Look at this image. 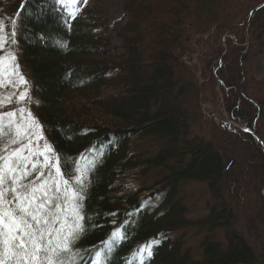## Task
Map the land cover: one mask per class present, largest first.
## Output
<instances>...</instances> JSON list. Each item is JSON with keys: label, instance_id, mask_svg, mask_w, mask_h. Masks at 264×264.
<instances>
[{"label": "trees", "instance_id": "16d2710c", "mask_svg": "<svg viewBox=\"0 0 264 264\" xmlns=\"http://www.w3.org/2000/svg\"><path fill=\"white\" fill-rule=\"evenodd\" d=\"M93 1L97 2L85 0L79 11L68 15L60 9L59 0H0V23L7 36V46L0 47V56L10 50L29 84L25 100L10 101L0 107V112L19 107L29 112L56 151L65 176L80 174L81 161L91 159L80 176L83 185L77 186L79 229L75 225L65 229L63 235H68L69 229L75 234L57 264L264 263V256L256 259L253 244L238 228L243 223L248 234L251 225L255 229L263 226L256 217L238 214L239 194L230 185L241 182L232 173L229 175L224 154L193 130V106L184 100L174 105V99L187 90L192 92L195 88L200 92L197 83L175 67L184 64L190 53L177 50V40L183 41L187 29L199 31L201 37L215 35V42L227 34L226 42L234 44L229 49L233 62L241 59L237 49L245 50L243 43L247 39L243 34L225 31L222 26L214 30L226 19L221 15L223 4H217L215 11L212 7L203 9L213 18L195 10L190 20L193 6L184 10L189 0H158L163 3L164 12L157 20L150 15L149 6L141 7L144 11L137 10L140 0H123L125 19L109 23L122 40L118 51L89 13ZM229 1L233 8L226 24L238 23L244 32L249 13L264 0L254 7L249 6V0L242 4ZM262 9L264 6L260 13ZM237 11L246 13L244 20L235 22L233 13ZM103 23L109 25L107 19ZM251 24L252 21L248 27ZM145 44H150L158 55L161 51L174 55L169 61L161 57L159 68L140 84L135 63ZM215 52L223 55L220 43ZM215 62L210 71L213 83L225 95L227 117L246 129L229 128L224 132L241 138L246 135L249 148L255 146L259 151L251 159L264 162V152L254 135L263 145L264 138L252 127L259 108L254 104L251 109L244 108L248 97L242 94V99L240 93L245 88L239 90L233 85L234 75L229 68L223 77L226 64L220 56ZM105 87L120 89V93L104 94ZM208 121L214 125L211 119ZM145 141H152V150L140 146ZM1 143L0 139V146ZM150 175L151 185L123 192L122 180ZM187 182L204 183L209 190L206 213L193 220L187 218L189 208L180 196V188ZM263 187L264 183L257 190V199L264 215ZM142 191L151 192L140 196ZM157 197L154 207H142L143 200ZM55 224L54 221V227H58ZM182 228H196L201 234L198 259L181 236H171Z\"/></svg>", "mask_w": 264, "mask_h": 264}, {"label": "rangeland", "instance_id": "374dc122", "mask_svg": "<svg viewBox=\"0 0 264 264\" xmlns=\"http://www.w3.org/2000/svg\"><path fill=\"white\" fill-rule=\"evenodd\" d=\"M59 1L61 3L59 4L60 9L66 12L68 15H72L76 11H79L85 2V0ZM228 1L195 0L194 4H192L191 0H189V3L187 2V6L184 8V10L186 11L188 6H193L194 10L190 11V14L187 12V14H189V16L187 15L188 19L190 20L193 19L192 14H196V12H193L195 10H200V15H205V17L210 16L208 18L210 19L212 15H208V13L203 11V9L212 7V10L215 11L217 4H223L224 9L222 10L221 15L226 16V19L219 27H212L215 31L222 26L225 31H233V33L243 34L244 37L247 38V41H244L243 46H246L247 48L242 50L240 47H237V54H240L241 59H236V62H233V54L229 51V49H231L234 44L232 45L228 44L229 42H226L227 40H225V38L228 37L227 34L220 36L221 39L219 38V40L215 42L213 40L214 38H217L215 35L201 37L199 36V31H196L195 29H187L185 35L183 36V41L177 40V50L185 49L186 51L190 52L187 54L189 56V60H183L184 64L181 66L176 65L175 67H178V70L181 68L182 75L187 76L189 80L197 83L200 92L195 88L192 90V92L187 90L184 95L174 99V105L181 103L184 100L193 106V109H195V114L193 113V118L195 120L193 121V130L202 135L205 141H211V144L215 150L221 151L224 154L225 161L229 163V175L232 173L233 178L241 182L240 185L236 186L233 184L230 185L228 182H225V185H230L233 188L235 187L237 190L236 195L239 194L241 209L239 208L237 210L239 212L238 214L241 215L242 212L244 216L249 215L250 219L251 217H256V221L259 224H263L262 227L259 226V228L256 229L251 225L248 234L245 231L243 223H240L238 226L239 230L253 244L256 259H258L264 256V215L261 213L262 209L258 204L257 199V190L259 187H262V184L264 183V162L258 159H251L252 157L254 158L255 155L259 154V151H256L255 146L249 148L250 142L248 141V137L246 135L241 138L235 135L226 134L224 132V130L226 131V129L229 128L237 130L240 129L242 131L246 129L241 124L231 122L232 120L230 121L228 119L225 107L223 105L225 95H223L219 86L216 83H213V77L210 68L216 63L215 58L217 56H220V58L223 59V62L226 64V67H223L222 69L223 77L224 71L229 68L234 75V80L232 81L233 85H237L239 90H244L245 88V90L240 93V97L242 99V94H246L248 97V102H246V107L244 108L251 109L253 106L252 104L258 106L260 114L256 115L252 127L255 128V130L260 134L261 138H264V109L261 108L264 104V83L258 85L259 80H264V22L261 21V19L264 20V9H262L261 13L260 10L262 7L259 8L260 10L258 9L254 12V14L251 16V19L249 20V22L252 21V24L249 25L248 28L245 27L243 32L242 27L239 26L238 23L232 22L231 25L226 24L228 23L226 21L230 16L229 10L230 8H233V6L229 4L230 1ZM233 1L234 3L242 4L244 0ZM249 1V6L254 7L261 0ZM94 2L95 1L91 3L92 9H90L89 13L95 16V24L99 28L103 29V36L110 41L111 45L117 47L118 51H121L119 50V46L121 45L122 41L121 37L117 35L113 25L109 23L112 20L125 19L126 13L123 10V0H100L99 2L97 0L96 3ZM3 4L9 3L4 2ZM162 4L163 3L158 0H140L137 1V10H140L144 5L145 7L147 5L149 6V13L153 19L155 18L160 20L162 18L161 15L164 12ZM141 10L144 11V9ZM142 13L144 14L145 12ZM234 15L237 18L235 19L237 20L235 22H240L245 19L246 13L237 11L233 13V17ZM148 16L149 15H146L147 18H149ZM103 19H107L109 25H105L103 23ZM1 21L2 19H0V22ZM214 22L211 25H213ZM218 43H220L221 47H223V55H218V53L215 52V48L217 47ZM6 46L7 36L4 31L3 23H0V47L5 48ZM156 48L158 47L156 46ZM163 49L165 50V48ZM138 53L141 57L137 59L138 61H136L135 64L138 68L137 73L141 77L139 79L140 84H144L146 82L145 76L150 73L152 74L154 70L159 68L160 63L163 61L162 59L160 60L161 57H164L165 60L167 59L169 61L174 55L173 52L170 53L168 51L165 52V54L164 51H161L158 55L156 54V50L151 48L150 44H145L143 49H141ZM160 53L163 54L161 55ZM147 58H150V60ZM15 59L16 58L14 54L10 50L5 51L0 56V107L10 101L22 102L25 100L27 94L29 95V84L27 77L24 75L23 71L15 65ZM240 62H242V64ZM210 85H212L211 90L208 89ZM131 89L133 91V88ZM103 93L109 95L117 94L120 93V89L111 90L110 88L105 87L103 88ZM22 96L24 97L23 99H21ZM21 109H23V112H21ZM10 113H15L16 115L10 116ZM28 114L30 113L27 112L23 107H19L14 111L6 110L2 113L0 112V139L2 142V146H0V157H11L15 150L22 147L24 143H27L28 137L24 136V132L30 129V132L34 133V135L31 136V139L36 142L33 144V151H43L45 145H47L51 147L54 153L52 159H58L56 151L44 137L41 127L35 118L31 114ZM208 119H211L214 125H210ZM33 121L35 122V126H33ZM21 125H24L23 129L20 128ZM248 130L251 131L250 129ZM228 132L231 131L228 130ZM22 136H24L22 143H16V141H21ZM255 137L257 138V136H254L255 142L263 150L264 145L262 144L261 146V144L258 142L260 141L259 138L256 140ZM152 145H154L152 141H145V143L141 144L140 146L152 150ZM43 160L44 158L40 157V161L43 162ZM32 162L35 163L36 160L33 159ZM90 162L91 159L87 158H84L81 161L79 169L80 174L76 173L74 176H65V174H63L61 171L58 174L59 180L68 182L67 189L70 196L75 194V196L78 197L70 199L67 202V206L63 208V211L60 214V221H67L66 228L78 224L79 219H76L72 209L78 205L79 210L80 203L77 186L83 185V179L80 180V176L85 172L86 167ZM0 164H3L2 160H0ZM5 175L8 176L11 175V173H5ZM228 176L225 177V181H228ZM151 177L152 176L150 175L146 178H129L122 180L123 192L131 193L139 186L151 185L153 183V179ZM31 178L32 177H29V179ZM77 180H80V183H77ZM24 182L27 183L28 181ZM263 190L264 187L261 189V192ZM208 191L209 190L204 183L187 182L182 184L180 188V196L185 199V203L189 208V212L187 214L188 219L193 220L206 213ZM149 192L151 191H142L140 196L146 195ZM157 199L158 197L156 199L151 198L149 201L147 199L143 200L142 207L148 209L154 207L156 203H158ZM57 203H60L62 206L65 204L63 199ZM257 213H259V215H257ZM57 226L59 227V224H57ZM171 236L173 238L181 236L185 241V245L190 248L193 257L195 259L200 257L199 242L201 234H199L196 228H182L176 233H173ZM251 238H253L254 242H252ZM106 248H108V246ZM257 262L258 261L256 260V263ZM262 262L259 263L264 264Z\"/></svg>", "mask_w": 264, "mask_h": 264}, {"label": "snow or ice", "instance_id": "6c2138e0", "mask_svg": "<svg viewBox=\"0 0 264 264\" xmlns=\"http://www.w3.org/2000/svg\"><path fill=\"white\" fill-rule=\"evenodd\" d=\"M32 135L30 129L25 131L27 143L11 157H0L3 161L0 164V264H57L75 234L69 229L68 235H63L67 221H60V214L70 199L78 197L70 196L68 182L58 179L59 160L52 159L51 147L45 145L43 151H33L36 142ZM24 136L16 143H22ZM40 157L44 158L43 162ZM61 199L65 202L63 206L57 203ZM72 211L80 219L78 205ZM54 221L59 227H53ZM75 229H79L78 224Z\"/></svg>", "mask_w": 264, "mask_h": 264}, {"label": "water", "instance_id": "95a60500", "mask_svg": "<svg viewBox=\"0 0 264 264\" xmlns=\"http://www.w3.org/2000/svg\"><path fill=\"white\" fill-rule=\"evenodd\" d=\"M264 6V2L263 3H261L260 5H258L255 9H253L251 12H250V16L249 17H251L253 14H254V12L258 9V8H261V7H263ZM248 23H249V19H248ZM248 23H247V27H248ZM247 39V38H246ZM185 60H189V57L188 56H186L185 57ZM255 136V135H254ZM256 138V137H255ZM256 140H258L257 138H256ZM259 142V144H261V146H262V142L261 141H258ZM263 151H264V149H263ZM261 194H262V196H263V198H264V190L261 192Z\"/></svg>", "mask_w": 264, "mask_h": 264}, {"label": "bare ground", "instance_id": "6f19581e", "mask_svg": "<svg viewBox=\"0 0 264 264\" xmlns=\"http://www.w3.org/2000/svg\"><path fill=\"white\" fill-rule=\"evenodd\" d=\"M256 7H257V6H256ZM258 9H259V8H258ZM258 9H257V10H258ZM251 11H252V10H251ZM249 16H250V13H249ZM248 19L250 20V19H251V17H249ZM96 258H97V256H95V258H94V259H96Z\"/></svg>", "mask_w": 264, "mask_h": 264}]
</instances>
